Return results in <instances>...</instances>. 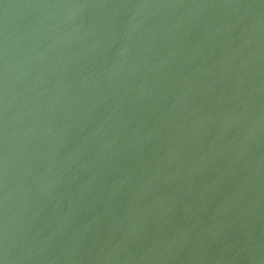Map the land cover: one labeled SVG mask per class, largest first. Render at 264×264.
Here are the masks:
<instances>
[{"label":"water","instance_id":"obj_1","mask_svg":"<svg viewBox=\"0 0 264 264\" xmlns=\"http://www.w3.org/2000/svg\"><path fill=\"white\" fill-rule=\"evenodd\" d=\"M0 264H264V0H0Z\"/></svg>","mask_w":264,"mask_h":264}]
</instances>
